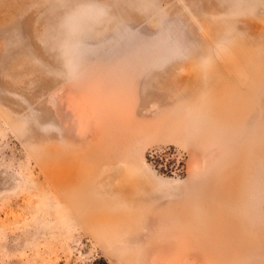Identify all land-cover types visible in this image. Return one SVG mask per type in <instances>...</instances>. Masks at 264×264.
Masks as SVG:
<instances>
[{
	"label": "rangeland",
	"instance_id": "1",
	"mask_svg": "<svg viewBox=\"0 0 264 264\" xmlns=\"http://www.w3.org/2000/svg\"><path fill=\"white\" fill-rule=\"evenodd\" d=\"M239 40L262 42L256 59ZM260 61L264 0H0V264H264ZM225 84L246 106L206 102ZM115 164L153 203L84 194L82 213L66 189Z\"/></svg>",
	"mask_w": 264,
	"mask_h": 264
},
{
	"label": "bare ground",
	"instance_id": "2",
	"mask_svg": "<svg viewBox=\"0 0 264 264\" xmlns=\"http://www.w3.org/2000/svg\"><path fill=\"white\" fill-rule=\"evenodd\" d=\"M210 28L212 27V26H209ZM213 30V35H214V32H215V29L213 28L212 29ZM211 30V31H212ZM211 34V35H212ZM211 36L213 39H216L214 36ZM206 36V35H205ZM207 37H208V35H207ZM261 40V39H260ZM208 41H210V40H208ZM214 41V40H213ZM249 41V40H248ZM239 42V44H240V46H237V47H235L236 48V50H237V55L235 56L237 59H240V57H244V56H247V55H250L252 58L254 57H256L257 56V53H258V49H260L259 47H260V43H262L261 41H260V43L258 44L257 42V45H255L256 43L254 42L251 46H249V45H247L246 43H247V41L245 42V41H241V40H239L238 41ZM252 42V41H251ZM263 45H261V47H262ZM241 47V48H240ZM200 50V48L199 49H197V50H195V53H193L192 55L193 56H191L190 57V61L193 63V60H196V58H197V53H198V51ZM242 53V54H241ZM196 57H195V56ZM242 57V58H243ZM257 58V57H256ZM255 58V59H256ZM259 61V60H258ZM189 64H191L190 62H189ZM255 67H256V63H255ZM255 67H253V72L252 71H249V74H251V75H259V76H261L262 74H263V71H264V62L263 61H260L259 63H257V68H255ZM255 68V69H254ZM190 73H191V75H194V77L196 78V79H198L199 78V76H198V72H197V69H194L193 71H190ZM190 73H188V74H190ZM253 77V76H252ZM262 77V76H261ZM260 77V78H261ZM256 79V78H255ZM263 79V78H262ZM213 82H214V80H215V78H212L211 79ZM261 80V79H260ZM212 87H214V88H216L217 87V84L216 85H214V84H211V86L210 85H206V84H200V85H197V87H196V93H197V95H198V97H199V93H206V92H208V91H211V89H212ZM262 88V87H261ZM241 91L242 90H240V89H238L237 87H234V88H232V86H230V84H225V87H224V89H222V90H220L218 93H217V95H215V97H214V99H211V98H206V102L209 104V105H222V103H220V101L222 102L223 101V96L225 95V94H227V93H229V92H231L232 93V95H235V98H234V100L231 102V106H234V107H238V106H241V107H243V106H246V104H247V102H248V100L245 98V96H241L240 97V93H241ZM199 92V93H198ZM216 94V93H215ZM239 94V95H238ZM248 95H250V94H248ZM221 97H222V99H221ZM216 98V99H215ZM245 101V102H244ZM218 105V106H219ZM224 105V104H223ZM219 108H220V110H219ZM218 108V111H219V113L220 112H222L223 111V109H222V111H221V107H219ZM243 112H244V110H242ZM241 111V112H242ZM234 114L235 115H237V116H239V117H241V115L243 114V113H239V111H234ZM234 115V116H235ZM150 129V128H149ZM148 129V130H149ZM147 133H150V132H148L147 131ZM132 138H133V136H132ZM135 139V138H134ZM128 141V140H127ZM128 174H131V173H129L128 172ZM79 175V174H78ZM83 175V177H79L78 178V183L76 182V186H77V184H78V186L76 187V189H71L70 187H68L66 190L69 192V194H71V195H73L74 193H76V195L78 196H76L75 194V198L72 200V201H74V202H76V203H78V208L81 210V212L82 213H84V212H88V210H95V208L94 207H92V206H90L89 204V202H87V201H85L84 200V194H85V192H87V190H84L83 191V189H85V187H87V188H91L93 191H96V189H95V187H89V186H84L81 190H79L85 183H86V181H87V177H85L84 178V173L82 174ZM57 180V179H56ZM76 181V180H75ZM147 183L149 184V182L147 181ZM147 183L146 182H144V180L142 181H139V180H137V179H135L134 178V180L132 179V181L128 184V187L129 188H125V190H128V195H127V198H128V201L129 202H127V203H131V205L133 204V205H138V210H140V206H144V205H146V204H148V202H149V200H150V198L152 197V189L155 191L156 189L154 188V186L156 185H154L153 187H151V189H150V187H148L147 186ZM152 183H150L149 184V186L151 185ZM153 185V184H152ZM75 186V185H74ZM157 187V186H156ZM78 190H79V192H78ZM154 191H153V197H154ZM155 192H157V190L155 191ZM159 192V191H158ZM91 194V196H93V194H92V192L90 193ZM157 194V193H156ZM86 195V194H85ZM158 196V195H157ZM157 196H155L154 197V199L157 197ZM76 197H77V199H76ZM159 199V198H158ZM150 201H152V200H150ZM145 202H147L146 204H144ZM152 203H153V201H152ZM149 205V204H148ZM147 205V206H148ZM135 206L132 208V206H130V205H128V208H127V210L126 211H128V210H130V207L132 208V210H134V208H135ZM146 206V207H147ZM152 206H154V205H152ZM197 206V205H196ZM196 206H194V207H196ZM213 206V205H212ZM145 207V208H146ZM187 207V206H186ZM144 208V207H143ZM188 209H189V206L187 207ZM186 208V209H187ZM106 209V207H102V208H99V211H104ZM165 209H166V207H165ZM163 210V211H167V209L166 210ZM187 209V210H188ZM186 210V211H187ZM193 210H194V208H193ZM195 210H196V208H195ZM208 210V209H207ZM189 211H192V210H189ZM203 211V210H202ZM206 211V210H205ZM210 211V210H209ZM165 212H163V213H165ZM168 212V211H167ZM166 212V214H168ZM172 212V211H171ZM178 212V211H177ZM180 212V211H179ZM181 212H182V209H181ZM195 212V211H194ZM109 213L110 214H112L113 213V210L112 209H109ZM169 213H170V211H169ZM187 214H188V212H186ZM185 213V214H186ZM196 213V212H195ZM85 214V213H84ZM173 213H170V215H172ZM175 214V213H174ZM181 214V213H180ZM184 214V215H185ZM193 214V212L190 214H188V215H186V216H188L189 218L190 217H192L191 219L192 220H198V218L196 217L195 219H194V215H192ZM208 214H210L209 212H208ZM160 215H161V213H160ZM163 215V214H162ZM165 215V214H164ZM177 215V214H176ZM178 215H179V213H178ZM195 216H197V214L195 215ZM174 217H175V215H174ZM173 217V215H172V219H175ZM179 217H183L182 216V214H181V216H179ZM179 217H177L176 216V218H179ZM185 217V216H184ZM183 217V218H184ZM207 217V216H206ZM212 217V216H211ZM169 218V214H168V217H165V220L166 219H168ZM180 218V219H181ZM171 219V218H170ZM171 219V220H172ZM179 219V220H180ZM185 219V218H184ZM204 219V218H203ZM164 220V221H165ZM178 220V219H177ZM176 220V221H177ZM179 220H178V223H179ZM183 220V219H182ZM180 221V222H182L183 223V221ZM189 221H191L190 219H188ZM187 220V222H189ZM173 221H175V220H172V223H173ZM186 221V220H185ZM207 221H209V220H207ZM84 223H85V221H83ZM166 225L167 224H169V223H171V221H169V219L168 220H166ZM187 222H184L183 224L184 225H182L181 224V228H183L182 226H185V223H187ZM195 222H197V221H195ZM212 222H214V221H212ZM212 222L211 223H209L210 225L212 224ZM88 223V222H87ZM90 223V225H92L93 226V224L95 225V223L94 222H89ZM137 223V222H136ZM175 223V222H174ZM173 223V224H174ZM191 223V222H190ZM207 223V222H206ZM99 230H101V231H104V229H109V227H117V229H120V230H122V229H124V228H126V227H128L129 226V224L130 223H128L127 221L125 222V220H117V222H113V221H105V220H101V221H99ZM97 224V225H98ZM134 224H135V222H134ZM177 224V223H176ZM180 224V223H179ZM208 224V225H209ZM214 224V223H213ZM216 224L218 225L219 224V222H216ZM128 225V226H127ZM170 225V224H169ZM193 225H195V223L193 224ZM201 225V224H200ZM164 226V225H163ZM168 226V225H167ZM166 226V227H167ZM175 225H173V227H174ZM212 226H214V225H212ZM216 226V225H215ZM187 227V226H186ZM189 227V226H188ZM202 227V226H201ZM210 227V226H209ZM217 227H219V225L217 226ZM93 228V227H92ZM97 228V229H98ZM168 228V227H167ZM171 228V226H169V228L168 229H170ZM178 227H174V229H177ZM184 229L185 228H183L182 230V232H185L184 231ZM191 229V228H190ZM172 230V229H171ZM186 230V232H188L189 230L186 228L185 229ZM188 230V231H187ZM211 229H209L208 231H210ZM166 231H168V230H166ZM214 230H211V232L210 233H212ZM170 232V231H169ZM169 232H167V234L166 235H168L169 234ZM190 232V231H189ZM188 232V233H189ZM193 232V231H192ZM192 232H190L191 234H192ZM199 232V231H198ZM224 234H229V232H231V230L229 229V231L226 229H224L223 231H222ZM181 233V232H180ZM185 236V235H184ZM182 238V237H181ZM219 239V238H218ZM195 240V239H194ZM198 240V239H197ZM190 242V241H189ZM196 242V241H195ZM200 242V241H199ZM212 242V241H211ZM193 243V242H192ZM198 243V241L196 242V244ZM201 243V244H200ZM200 243H198V245L200 244V245H202V242H200ZM194 245V243H193V245L194 246H197V245ZM216 245H217V243H215ZM192 245V244H191ZM212 246V245H211ZM210 248H212V247H210Z\"/></svg>",
	"mask_w": 264,
	"mask_h": 264
},
{
	"label": "crops",
	"instance_id": "3",
	"mask_svg": "<svg viewBox=\"0 0 264 264\" xmlns=\"http://www.w3.org/2000/svg\"><path fill=\"white\" fill-rule=\"evenodd\" d=\"M109 173L105 174V180H99L102 177L101 173L102 171L96 172L97 174L94 176L95 181L93 184V187L95 186L96 191H87L85 194H87L90 197V193L94 194L93 199H97L98 202L102 203H109L113 204V201H124V202H129L127 195H128V190H125V188H129L128 184L132 181L137 179L141 181L139 175L137 174L136 170L132 167H127L120 164H115L114 166H111L110 169L108 170ZM131 173V174H128ZM108 180V181H107ZM100 185H106V187H102ZM85 186V185H83ZM75 201V200H74ZM130 204V203H128ZM109 209L115 210L116 206L109 205ZM118 209V208H116ZM129 211V210H128ZM113 216V213H112ZM120 217L119 215L114 214L113 218H118Z\"/></svg>",
	"mask_w": 264,
	"mask_h": 264
},
{
	"label": "trees",
	"instance_id": "4",
	"mask_svg": "<svg viewBox=\"0 0 264 264\" xmlns=\"http://www.w3.org/2000/svg\"><path fill=\"white\" fill-rule=\"evenodd\" d=\"M93 264H110L109 262H107L105 259L103 258H99V259H96Z\"/></svg>",
	"mask_w": 264,
	"mask_h": 264
}]
</instances>
